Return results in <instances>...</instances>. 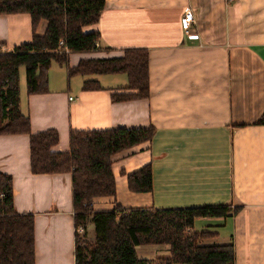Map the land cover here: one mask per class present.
<instances>
[{"label": "crops", "instance_id": "crops-1", "mask_svg": "<svg viewBox=\"0 0 264 264\" xmlns=\"http://www.w3.org/2000/svg\"><path fill=\"white\" fill-rule=\"evenodd\" d=\"M188 8L196 23L187 33ZM101 16L85 27L101 33L100 49L72 52L69 64L146 47L149 98L114 101L126 73L71 76L57 61L50 91L28 94L21 67V109L32 131L57 129L53 150L68 151L72 129L153 125L152 139L113 155L116 194L97 195L94 209L238 206L236 214L197 217L193 230L216 233L201 244L233 242L236 264H264V0H106ZM47 26L41 19L35 32ZM32 37L29 13L0 14V53ZM87 78L102 88L84 89ZM30 156L29 134L0 135V169L13 177L16 209L35 215L36 264H76L72 173L35 174ZM147 164L153 189L131 191L128 175Z\"/></svg>", "mask_w": 264, "mask_h": 264}, {"label": "trees", "instance_id": "trees-1", "mask_svg": "<svg viewBox=\"0 0 264 264\" xmlns=\"http://www.w3.org/2000/svg\"><path fill=\"white\" fill-rule=\"evenodd\" d=\"M106 0H0V14L29 13L33 37L12 52L0 53V135L29 134L31 170L35 174L70 172L73 183V207L76 264H236L233 242L201 244L214 232L193 230L197 217L228 216L240 207L231 204L193 207H123L96 210L93 199L116 194L113 155L152 139L156 128L72 129L70 150L55 151L59 132L47 128L33 132L28 113L21 109V65L26 68L27 93L49 92V69L53 61L65 64L69 75L85 77L95 73H126L128 85L115 88L111 99L123 101L149 98L150 53L146 47H129L120 57L87 58L69 64L72 52L100 49L101 33L86 30L102 17ZM41 19L48 21L46 32L37 34ZM64 39L69 52L59 50ZM107 49V48H106ZM84 89L102 88L96 79H85ZM264 123V114L260 119ZM151 164L128 175L134 192L153 189ZM92 220L96 241L79 233ZM169 245V257H140L137 246ZM35 215L16 209L13 177L0 169V264H36Z\"/></svg>", "mask_w": 264, "mask_h": 264}, {"label": "rangeland", "instance_id": "rangeland-1", "mask_svg": "<svg viewBox=\"0 0 264 264\" xmlns=\"http://www.w3.org/2000/svg\"><path fill=\"white\" fill-rule=\"evenodd\" d=\"M21 67L24 69L25 73H26V68L24 65H21ZM20 67V68H21ZM20 70V69H19ZM20 75V74H19ZM81 77V76H79ZM89 225V224H88ZM87 225V228H83V227H79L78 231L79 233H84L85 236L87 237L88 239V247H91L95 241H96V234H95V231H94V227H89ZM165 245L163 244H160V245H149V244H146V245H139L137 247V252H138V255L140 257H154V258H159V257H169L170 253L169 251L168 252H163V250H165Z\"/></svg>", "mask_w": 264, "mask_h": 264}, {"label": "built area", "instance_id": "built-area-1", "mask_svg": "<svg viewBox=\"0 0 264 264\" xmlns=\"http://www.w3.org/2000/svg\"><path fill=\"white\" fill-rule=\"evenodd\" d=\"M229 2H232L234 0H228ZM182 27L184 29L185 32H190L193 28V25H195L196 23V16L194 11L191 8H188L187 11H185V14L182 17ZM59 50L61 51H66L69 52L68 47L66 46L65 40L61 39L60 40V46H59ZM71 100H73L74 98L71 97Z\"/></svg>", "mask_w": 264, "mask_h": 264}]
</instances>
